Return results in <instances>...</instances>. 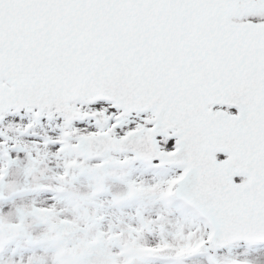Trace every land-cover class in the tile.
<instances>
[{
    "label": "snow or ice",
    "instance_id": "snow-or-ice-1",
    "mask_svg": "<svg viewBox=\"0 0 264 264\" xmlns=\"http://www.w3.org/2000/svg\"><path fill=\"white\" fill-rule=\"evenodd\" d=\"M0 264H264V0H0Z\"/></svg>",
    "mask_w": 264,
    "mask_h": 264
}]
</instances>
